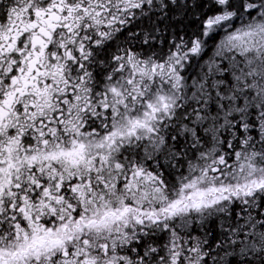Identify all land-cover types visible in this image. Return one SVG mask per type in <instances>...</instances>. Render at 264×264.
Returning <instances> with one entry per match:
<instances>
[{
	"label": "snow or ice",
	"instance_id": "snow-or-ice-1",
	"mask_svg": "<svg viewBox=\"0 0 264 264\" xmlns=\"http://www.w3.org/2000/svg\"><path fill=\"white\" fill-rule=\"evenodd\" d=\"M0 264H264V0H0Z\"/></svg>",
	"mask_w": 264,
	"mask_h": 264
}]
</instances>
